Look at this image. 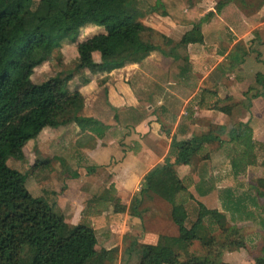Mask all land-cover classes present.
I'll list each match as a JSON object with an SVG mask.
<instances>
[{
	"label": "trees",
	"instance_id": "1",
	"mask_svg": "<svg viewBox=\"0 0 264 264\" xmlns=\"http://www.w3.org/2000/svg\"><path fill=\"white\" fill-rule=\"evenodd\" d=\"M203 1L144 0L149 14L167 18L176 26L191 28L177 44L179 48L203 41L199 24L203 13L199 6ZM110 24L114 27L107 30ZM88 25L106 27V32L77 41L81 29ZM146 32L151 29L128 10V0H7L0 9V264H108L116 260L117 250H96V230L118 224L125 207L115 204L113 213L98 215L93 226L80 223L71 227L59 209L43 198L33 197L26 187L28 176L10 169L4 160L9 153L23 157L21 150L26 142L35 140L45 128H57L66 123L63 121L65 116L83 100L80 93L70 94L64 87L61 99L56 101L50 83L33 84L23 64L38 67L56 51L65 55L66 45L71 43L74 44L75 66L70 77L74 72L85 70L92 75L109 74L126 65L141 63L152 52L167 55L150 42L136 45L135 36L139 41ZM167 43L172 44L169 39ZM96 52L106 56L100 63L93 60ZM170 55L174 59L181 58L174 53ZM235 55L234 61L242 64L246 52L242 51L240 55L236 51ZM181 59L189 63L188 57ZM187 68L186 65L182 73ZM88 82L83 77L82 83ZM255 83L260 91L254 89L249 101L250 98L264 99V73L255 75ZM216 110L229 114L231 108L225 106ZM73 120L80 128L90 127V132L98 138L108 130L96 124L92 126L94 122L90 119L75 117ZM177 132H180L179 127ZM223 137L226 142L221 140ZM215 142L227 143L231 174L236 178L257 164L258 151L264 148L253 140V131L246 124L230 129L217 127L202 137L187 140L178 141L174 136L169 155L162 166L147 173L139 194L129 207V214L140 217L138 197H157L171 205L170 220L178 234L175 237L160 236L156 245L135 243L126 254L138 251V264H230L216 260L232 247H244L240 237L234 241L238 230L228 226L224 213L196 206L192 209L196 220L189 221V212L185 208L190 201L188 187L170 169L173 159L174 163H190L205 146ZM207 159V156L203 158ZM38 164L43 165L45 161H36L33 169ZM91 173L90 169L88 174ZM198 193L202 191L198 190ZM258 196L264 194L258 192ZM222 201L226 212L232 216L246 209L243 200L237 199L232 191H224ZM204 224L207 235L201 234ZM217 231L227 232L224 241L219 242L213 236ZM194 242H201L202 255L188 251ZM255 264H264V250L263 255L255 259Z\"/></svg>",
	"mask_w": 264,
	"mask_h": 264
},
{
	"label": "crops",
	"instance_id": "2",
	"mask_svg": "<svg viewBox=\"0 0 264 264\" xmlns=\"http://www.w3.org/2000/svg\"><path fill=\"white\" fill-rule=\"evenodd\" d=\"M205 1H211L212 7L204 12L206 15H211L210 21H204L205 23L200 25L203 41L199 44H190L185 48L186 57H188L189 63H191L190 67L195 64L189 71L191 74L190 76L196 77L198 76L197 73H200L199 75L201 77L203 74L201 82L208 78L209 75L212 74L213 69L207 72L208 63L205 64V61L207 62L210 56L211 58L214 57V59L219 56L221 57L224 51H220L222 53H219L218 49L221 45L226 44L229 46L228 52L223 53L224 57L222 56L220 60L227 61L229 68L234 69L231 71H234L232 76L237 80V85L239 88L240 86L242 87L243 94L246 96L249 95L250 97L255 92L254 89L260 91V88L255 83V75L257 73H264V39L260 35L264 34V0ZM205 1L200 4V8L203 9L205 7ZM217 5L219 11L216 9ZM154 17L158 18L160 21L154 19ZM202 17L203 15L200 16V18ZM147 18L148 20L150 19L153 24L148 21L144 24L146 27L150 28L152 31L162 33L173 42H180L183 35L191 29L190 27L185 28L176 26L169 19L161 18L157 15L153 17L148 16ZM159 22L161 29L156 25H159ZM223 30L225 33H222V35H226L225 39L220 35V31L222 32ZM175 31L181 33V36L178 37L179 39L172 37ZM240 31H243L244 34L246 31L248 34L246 35L249 36V39H245L247 36H244V34L238 36L237 33H240ZM83 40L85 39H81L80 41ZM253 41L257 42L258 45L262 47L261 51L263 52V57L262 63L260 64L263 68L262 66L259 67L260 64L257 63V61L260 59L257 60L256 56L253 61L256 66L251 75L255 86L247 87V77H245L247 73L244 67L247 55L250 51L249 44ZM207 49H209V51ZM236 51L237 53L239 51L240 55L242 51L246 52L242 64H237L234 61ZM157 53L159 52H152L141 63L126 65L124 68L109 74L92 75L85 73L84 78L88 79L89 82L83 84L82 80H80V83H71L72 85L70 87L74 88L72 90L69 89L70 82L67 84L69 93L71 94L76 90L75 92L80 93L83 100L65 116L63 121L68 120L71 115L77 113V116H74L73 119L75 117L90 119L94 122L91 124L92 126L96 124L98 126L107 127L108 130L104 133L102 138H98L96 135L92 134L89 129L90 127H78L73 119L66 121V123L58 126L57 129L45 128L38 136V138L41 137L42 133H46L47 129H49L50 132L53 131V136H55L59 127L74 126L72 127V138L76 141L74 145L76 148L69 151L71 153H68V160L66 163L61 159L63 167H59V171L66 169L69 174L68 171L71 169L73 173L70 174V176H66L64 180L65 184L59 191H48L51 196H53L52 192L56 193V201H58L59 210L62 212L66 224L71 227L77 226L80 223H88L93 226L94 218L98 215L108 216L112 214L115 204H120L126 208V211L119 215L118 224L103 226L96 230L97 251L101 249L112 250V248L118 245L112 247L109 245V242L112 240L121 244L130 232L140 238V241L138 240V244L140 245H156L160 236H177V230L174 231L172 224H170V216L166 217L165 214H160L157 210H152V213H150L151 218L148 216L144 217L143 215L134 217L129 214V207L133 198L138 195L147 173L162 166L165 158L169 155L171 141L174 136H176L178 141H181L191 139L194 136L202 137L206 134L204 133L206 130H210L208 129L209 127L212 128V130L222 126L230 129L236 125L246 124L251 127L253 131V140L259 145L263 146L264 144V119L259 120L257 115L253 113L255 104L258 102L264 104L263 98H250V101L247 100L246 104L242 103L245 109L243 110L244 115L241 116L235 115V113L233 116L232 110L236 108L235 106L238 105L240 101H234L236 99L231 98L232 94L230 93H223V91L219 93V87L217 85L213 87L215 89L205 88L200 91V88H197L196 92L188 99L183 98V94L175 92L173 89L166 88L165 92H168V95L164 93L165 97L164 99L162 98L163 101H161V99H159V94L163 92V90L160 91L158 88L150 89L148 85L146 86L148 79H152L153 74L159 72L161 69L155 62L162 59L161 57L158 58ZM160 53L164 55L162 52ZM97 54L98 52L93 54V60L95 63H100V60H95ZM167 56L171 59L173 58L172 55L168 54L164 55L163 59H166ZM174 60L178 61L181 60V58H175ZM217 65L218 64H216V66ZM239 67L241 69H239ZM205 72L207 73L204 74ZM217 74L223 77L229 76L228 73L225 74V72L222 73L221 71H217ZM98 81L102 85V87L100 86L101 88L98 86ZM198 92H200L201 95L194 101L195 103L193 102L194 105H190L192 98L198 96ZM171 96L179 98L183 105L181 106L182 108L180 107L179 115L173 129L171 131H166L162 128L164 122L170 123V121L175 120L172 108L175 98ZM220 99H222L223 104L226 101L225 106L231 108L229 114H224L216 110L225 107L219 104ZM233 102L236 103L231 106L227 105ZM124 108H132L136 111L146 110L147 113L146 115L143 114L138 117L132 124L127 125L122 122L121 116L118 118V113ZM191 112L193 115L191 116L190 114L188 117ZM187 120H189L188 123L190 125L185 123ZM201 122H205V124ZM178 127L180 132H177ZM49 131L46 134H50ZM167 132H170L169 136L166 135ZM200 132L202 133L200 134ZM221 140L223 142L227 141L225 137L221 138ZM226 145L227 143H224L223 146L220 144L216 145L220 149L214 153L212 159H219L221 155H224L226 158L227 153L224 154L223 152V148H225ZM46 162L48 161H45V164ZM45 164H38L39 166L37 168H43ZM182 164L183 163L180 162L174 163L173 159L170 169L180 180H183L188 187V193L193 195L194 199L201 202L207 209L224 213L228 223L229 217L226 214L228 212H226L224 202L221 199V197H223V195H221L222 191L219 193V197L216 195L213 197V194H209L208 196L195 194V196L192 193L195 186L199 187L200 183L208 179L207 174H205V172H207V166L202 165L199 168V174L188 177V174H191V162L186 166H182ZM33 166L34 164L32 167ZM216 168L218 169V166ZM90 169L92 173L88 174ZM214 170L215 168L211 166V171ZM106 173L110 176V183L108 186L104 183L101 194H99V186L96 184V177L98 176L99 178V175L104 176ZM52 181H54L55 184L58 183L57 179L51 176L42 180L39 185L40 191L37 193H40L41 196H43L42 194L48 195L47 189L56 188L55 185L53 187L54 183L52 184ZM34 184L36 183L34 182ZM32 185L33 184L30 182L29 189L31 191L33 189ZM218 188L220 187L215 186L214 189ZM43 197L45 198V196ZM138 198L139 201H141L140 206L143 201H147V203H157L158 200L161 203H166L154 196ZM213 198L216 200L208 201V199L213 200ZM208 202L210 204H208ZM63 203H65L66 207L65 212L61 208ZM189 203H192V201L185 205L187 210L188 206L191 205ZM194 207H196V205H194ZM188 217L189 221H192L190 215ZM225 263L235 264L231 262Z\"/></svg>",
	"mask_w": 264,
	"mask_h": 264
},
{
	"label": "rangeland",
	"instance_id": "3",
	"mask_svg": "<svg viewBox=\"0 0 264 264\" xmlns=\"http://www.w3.org/2000/svg\"><path fill=\"white\" fill-rule=\"evenodd\" d=\"M6 1L7 0H0V9L5 6ZM211 7H212L211 1H205V7L203 8V13H202L203 17L200 18L199 20L200 25L210 21L211 15L209 14L206 15L204 14V12ZM128 10L136 15L137 20L139 22L146 24L149 21L150 23L153 24V22H151L150 19L148 20L147 17L148 16L153 17L154 15L148 13L147 6L144 0H128ZM154 19L160 21L156 17H154ZM156 25L159 29H161L160 22L159 25L158 24ZM113 27L114 26L110 24L108 25L107 30H112ZM105 32H106V27L90 25L81 29L80 36L77 39V41H80L81 39H85L95 34L105 33ZM127 32L128 35L131 36V32L129 31ZM222 33H225V31L224 30L222 32L220 31V35H222ZM237 34L238 36H242L244 33L243 31H240V33ZM246 34L247 32L245 31L244 36L248 35ZM260 35L264 39V34H260ZM180 36L181 33L179 31H175V33L172 34L173 38H178ZM222 36L223 39L226 38V35L225 36L222 35ZM167 39L168 38H166L162 33L151 30V32L144 33L139 41L135 36V43L136 45H138V43L143 44L150 42L153 45L157 46L161 51H163L167 55L170 53H174L175 55H178L181 58L186 57L185 48L177 47V44L179 42H173L170 40L172 44L170 43L168 44ZM245 39H249V36H247ZM249 45H250L249 46L250 51L246 58V64L244 70L247 73V76H245L247 77L246 86L253 87L255 86V83L253 82V77L251 78V75L253 73V69H255L256 66L253 61L257 56V60L260 59L259 61H257V63L259 64L262 63L263 52L261 51L262 47H260V45H258L257 42L253 41ZM66 46L67 48L65 55L61 54L60 50L56 51L51 55L50 59L47 62L43 63L38 67H32L29 64L22 65L33 84L39 85L46 82L50 83L56 101H59L61 99V91L64 87H67V84L69 82H70L69 89L72 90L74 89L70 87L72 84L80 83L79 81L83 79L85 73L90 74L88 71H84V72L81 71L77 73L74 72L70 77V74L75 66V63L73 62L74 61L73 55L75 53L74 44L67 43ZM228 49L229 46L223 44L219 47L218 51L219 53H222L223 51H224L223 53H226L228 52ZM207 50L209 51V49ZM223 53L221 57L224 55ZM103 55L100 52H98V54L95 56V60L96 61L100 60V62L103 61L106 57ZM157 56L158 58L159 57L162 58L159 61H155L158 67H160L161 69L159 70V72L153 74L152 79H148V81L146 82V86L148 85L150 89L158 88L160 89V91L163 90V92L159 94V99H161V101H163L162 98L164 99L165 97L164 93H167L168 95V92H165L166 88L173 89L175 92L183 94V98L188 99L192 96V94L196 92L197 88H200L201 91L205 88L211 89L215 85H217L219 87L218 90L219 93H221L222 91L223 93H230L232 94L231 98L236 99L234 101H240L238 105L235 106L236 108L232 109L233 116L234 113L235 115H239V116L244 115L243 110L245 108L243 104H246L248 100L247 97H249V95L246 96L245 94H243L244 92H242V87L240 86L239 88V86L237 85L238 84L237 80L232 76V73L234 71L231 70L234 69L229 68L227 61L220 60L221 58L220 56L217 57L216 59H214V57L211 58L210 56L208 61L207 62L205 61V64L208 63L207 72L211 69H213V71L212 74L209 75V77L202 82H201L202 80L201 78L203 74L200 77L199 75L200 73L196 72L198 76L196 77L190 76L191 74L189 71L190 69L193 68V66H195V64L192 65V67H190L191 63H185L183 59L175 61L173 58L171 59L169 56H167L166 59H163L164 55H161L160 52L157 53ZM216 64L218 65L216 66ZM186 65L188 68L186 69L185 73H182L181 70L184 67H186ZM261 66L262 65L260 64L259 67ZM239 69L241 68L239 67ZM217 71H221L222 73L225 72V74L228 73L229 76L227 77L220 76V74H217ZM207 72H205L204 74H206ZM98 86L99 88L102 87L99 81H98ZM75 91L76 90L71 92L74 93ZM197 95L198 96L192 98V102H190V105H194L195 103L194 101H196L199 95H201L200 92H198ZM171 97L175 98L172 104V108L174 112L173 115L175 117V120L170 121V123L164 122V126L162 128L163 130L166 131L168 130L171 131L173 129L174 124L176 123V119L179 115L180 107L183 105V103L180 102L179 98L175 96H171ZM225 103L224 104L222 103V99L219 100L220 105L225 106ZM235 103L236 102H233L227 105L231 106ZM254 106L255 107L253 108V113L257 115V118L259 120H263L264 104L258 102ZM139 111H136L132 108H124L118 113V118L119 116H121L122 122H124V124L130 125L133 122H135L138 119V117H140L143 114L146 115L147 113L146 110H142L140 112ZM190 114L191 116L193 115L191 112L189 113L188 117L190 116ZM74 116H77V113H74L73 115H71V117L69 116L70 118H68V120H72ZM68 120H64V121L66 122ZM188 122L189 120H187L185 123L187 125H190ZM201 123L205 124V122H201ZM72 127L74 126L69 125V126L59 127V130L56 131L57 133L55 134V136H53V131L50 132L49 129H47L46 133L49 131L50 134L42 133V136L39 138L37 137V139H35L33 142L28 141L25 143V146L21 150L23 157H19L14 153H9L6 155L4 160L6 165L10 169L19 171L21 173L26 174V176H28L26 180V186L28 188V191L34 197H41L45 199L55 209H60V207L58 206L59 205L58 201H56V197H55L56 193L52 192L53 196H51L48 191H55V190L59 191V189H61L65 184L64 180L66 179V176H70V174L73 173V170L71 169H70L71 172L68 171L69 174L67 173L66 169L59 171L60 170L59 167L62 166L63 164L61 159L64 160L66 163L68 160L67 159L68 153H71L69 151L76 148V146H74L76 144V141L74 140V138H72L73 135ZM208 129H212V128L209 127ZM207 132L208 130H206V132L204 133L207 134ZM201 133L202 132H200V134ZM196 134L199 135L198 133ZM216 145H218V143H213L205 146L201 154L192 158L190 164L191 174H188V177H192L193 175L196 176V174H199V168L202 165L207 166V172H205V174H207L208 176V179L205 180L203 183H200L199 187L198 186L194 187L192 193L194 195L201 194L200 196H208L209 194H213L214 195L213 197H215V195L219 197L220 195L219 193L221 191H222L221 195L224 196V191L229 190L230 192L231 191L233 192L234 196L237 197V199L241 198L243 200L244 204L246 205V209L243 211V213H237L234 216H232L229 212H228L229 214L228 213L226 214L229 217V219L227 218L228 226L230 228L238 230V235H234L235 237L234 241L238 240V238L240 237L244 243V247L243 248L232 247L229 250L224 251V253L216 261L231 262L235 264H255V259L261 257L263 255V250H264V196L261 197L258 196V192L264 194V182H263L264 181V148H261L258 151L257 164L255 166L249 167L243 175L236 178L233 177L231 174V169L230 166L228 165L229 160L227 157L225 158L224 155H221L219 159H215V158L212 159L214 153L217 152L218 149H220ZM223 149H224L223 152L225 154L226 146ZM205 156L208 157L207 160H203ZM36 161H38V163L44 161H48V162L45 164V167L43 168L42 167L37 168L38 167L37 166L36 168L33 169L32 165L35 164ZM187 164L189 163H183L182 166H186ZM211 166L215 168L214 171H211ZM217 166L218 169L216 168ZM50 176L56 178L58 183L55 184L54 181H52V184L54 183L53 187L55 185L56 188L47 189L46 191L48 192V195L41 193L43 196H45L44 198L43 196L40 195V193L37 192L40 191L39 185L41 184V181ZM99 176H100L99 178L98 176L96 177V184L97 186H99L98 193L100 192L99 194H101L102 188L104 187L103 184L105 183L106 186L109 185L110 176L108 175V173H106L104 176L102 175ZM30 182L33 184L32 191L29 189ZM34 182L36 184H34ZM215 186L220 188L214 189ZM198 189L199 191H202V193L199 194ZM188 195H189V200L192 201V203H189L191 205L189 206L187 205L188 212L193 222L196 220V215H194L193 212L194 210H192L194 205H196L199 208L205 206L201 202L195 200L193 195H191L190 193H188ZM251 199H255L254 200L255 203L252 202ZM214 200L216 199L214 198L213 200L208 199V201H214ZM63 204L61 205V208L65 212L66 211L65 203ZM208 204L210 203L208 202ZM170 209H171L170 204L163 202L161 203L158 200L157 203H153V202L147 203V201L146 202L143 201L142 205L138 207V211L140 212V215H143L144 217L148 216L149 218H151L150 213H152V210H157L160 214H165L166 217L170 216ZM170 224H172V228L174 229V231H176L177 230L176 226L172 222H170ZM201 234L207 235L206 224H204L201 230ZM213 236L217 238L219 242H222L227 237V232L217 231L216 233L213 234ZM138 240L140 241V238L138 236L136 237V235L132 234L131 232L129 235L127 234L126 239L121 244L111 240L109 242L110 243L109 245H111L112 247L118 245L117 247L112 248V250H117L116 253L117 257L114 262L108 264H138L139 256H140L138 251H133L126 254L127 251H131V249H133L132 247L135 243H139ZM188 251L193 253L194 255L195 254L202 255L204 253V250L202 249L201 246V242L192 243L190 248H188ZM181 257L183 260L185 259L184 255L182 254Z\"/></svg>",
	"mask_w": 264,
	"mask_h": 264
}]
</instances>
